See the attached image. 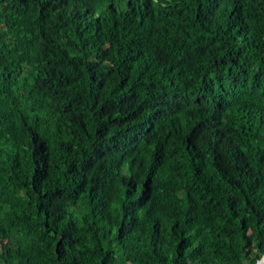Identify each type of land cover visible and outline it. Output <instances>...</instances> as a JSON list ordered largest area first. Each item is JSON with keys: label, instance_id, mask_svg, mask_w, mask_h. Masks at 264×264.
<instances>
[{"label": "trees", "instance_id": "obj_1", "mask_svg": "<svg viewBox=\"0 0 264 264\" xmlns=\"http://www.w3.org/2000/svg\"><path fill=\"white\" fill-rule=\"evenodd\" d=\"M264 0H0V264H258Z\"/></svg>", "mask_w": 264, "mask_h": 264}, {"label": "water", "instance_id": "obj_2", "mask_svg": "<svg viewBox=\"0 0 264 264\" xmlns=\"http://www.w3.org/2000/svg\"><path fill=\"white\" fill-rule=\"evenodd\" d=\"M258 264H264V257L258 262Z\"/></svg>", "mask_w": 264, "mask_h": 264}]
</instances>
